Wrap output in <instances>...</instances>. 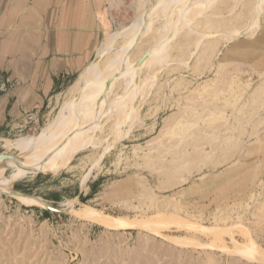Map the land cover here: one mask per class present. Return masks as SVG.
Wrapping results in <instances>:
<instances>
[{
  "label": "rangeland",
  "instance_id": "374dc122",
  "mask_svg": "<svg viewBox=\"0 0 264 264\" xmlns=\"http://www.w3.org/2000/svg\"><path fill=\"white\" fill-rule=\"evenodd\" d=\"M154 1L104 0L100 46L112 43L91 61L98 72L119 56L129 54L118 65L135 61L163 35L159 19L130 52L129 35L121 33ZM247 12L228 1H204L199 21L164 45L161 63L140 71L130 123L117 111L107 115L125 88L113 78L96 106L105 122L89 132V143L73 139L72 154L29 165L19 179L17 169L3 170L0 264H264L225 249L251 239L264 256V10L257 27L243 32ZM79 75L45 105L0 122L1 159L36 153L37 141L46 142L56 122L75 114L63 106ZM28 138L34 143L22 152L11 146ZM16 192L36 202L23 204ZM84 206L155 228L107 229L79 215Z\"/></svg>",
  "mask_w": 264,
  "mask_h": 264
},
{
  "label": "bare ground",
  "instance_id": "6f19581e",
  "mask_svg": "<svg viewBox=\"0 0 264 264\" xmlns=\"http://www.w3.org/2000/svg\"><path fill=\"white\" fill-rule=\"evenodd\" d=\"M204 1H206V0H155L148 7L147 11L145 12V14L143 15V17L140 20H138L136 23L134 22V24L132 26L130 25L131 26L130 28H126L125 30L123 29L124 31H122L121 33L124 36L129 35L130 40L126 46V49H128L131 46H133V44L137 40H139L140 37H142L143 35H145V33H147L149 31L153 22H155L159 19L160 20L162 19L165 23L163 25L162 31L159 30V31L163 32V35H162V33H161V35H159L160 41L158 39L156 43L149 46L148 49L143 51V53H141V55L135 61H133L131 63L130 62L128 63L126 61L125 64L118 65L119 64L118 63L119 58H122V60H124L125 57H127L129 55L128 54L129 52L127 53L128 54L127 56L124 55V57H121V56L117 57L114 61H112L111 65L109 66V68H107V70H105V72L104 71L98 72L97 60L90 62L85 67V69L81 72L77 81H74L75 83H74L73 87L72 88L69 87L71 89L68 90V94L70 96H73V97H72V99L67 101L63 106L64 108L68 107L69 110H72V111L74 110L75 114L72 113L71 116L69 115L68 119L62 118L58 122H56L55 125L48 130L49 136L47 139L45 138L46 142L45 141L41 142L40 139L37 141V142H40V144L37 145L38 150H35L36 153L34 152V149H33V153L31 151V154H27L29 156H25L26 157L25 159L23 158L24 157L23 155H22L23 157L20 156L18 158H13V159H11V158L10 159H7V158L6 159L5 158L0 159V176L6 167H9V168L12 167V168L18 170V172L16 171L15 173L18 174V176H16V177H18V179H19V174H22V173L24 174L25 171L29 169L28 168L29 165L35 164L37 162H44V161H48V160L50 161V158H52V157L60 158V155L65 153V151L67 152V150H69L68 145L71 146L70 143L72 144L73 139H75L76 142L84 140V142L89 143L91 141L90 140L91 136H89V134H90L89 132H91L93 134L95 131L101 130L102 126L105 122V119H103V116L105 114L104 115L101 114V116L96 114V110H98V108L96 106L99 103V99L102 98V96L106 95V93H108L109 87L111 86V79H113V78L123 79L125 88H123L124 93L122 95L119 94V98L121 96V101L112 103L110 109L107 112V115H110V114H112V112L117 111L119 114L120 113L124 114V121L125 122L122 121L123 124L126 122L130 123V121L132 120V114L134 111V103L132 101L138 95V93L140 92V88H141V86H140V88L138 87V77H139L140 71L144 68L146 69L147 67L152 66V64L161 63V60L164 58V54H165L164 50H162L164 45L167 44V42L170 43L171 39H173L174 36L176 38L177 35H179V32L181 31V29H183L184 27H188V25L194 21H199L198 12H199V9L201 8V6L203 5ZM220 1H225V2L228 1L231 4L232 9H235V7L241 5L242 10H243V8H247L250 10V12L249 13L247 12L246 14H250L251 17L248 20V22L246 21L247 22L246 27H245V29L242 30L243 32H245L246 30H250L254 27H257L258 20H259V14H261L264 10V0H220ZM248 18L249 17H247V19ZM219 27L220 26H218V29H219ZM233 32H234V30H233ZM157 33L159 34V32H157ZM236 33H238V32L236 31ZM231 34H232V31H231ZM238 34H240V33H238ZM200 35L202 37H204L202 34H200ZM223 36L225 37V35H223ZM207 37H204V38L209 39V35ZM111 43H112V41H106L100 47H98L96 59L100 58L101 54L106 52L107 49L110 48ZM124 44H125V42L122 44V47ZM169 45H171V43ZM136 46H137V43H136ZM133 47H135V46H133ZM168 47H170V46H168ZM133 49H135V48H133ZM131 50H132V48H130V52H131ZM125 52H126V50H125ZM131 54L132 53H130V55ZM121 55H123V54H121ZM131 56H133V55H131ZM130 58H132V57H130ZM128 60H131V59H128ZM164 61H165V59H164ZM100 69H101V67H100ZM152 77H155V76H152ZM143 82L140 84L142 85ZM150 83H152V82H150ZM87 84L90 85L88 96L86 98L85 97L82 98L83 97L82 90H83L84 86ZM143 90H144V88H143ZM135 91H136V93H134ZM141 93H144V91H142ZM140 96H142V95H140ZM79 97L82 98V104L80 105V107H78ZM143 97L144 96H142V98ZM119 98H117V99H119ZM117 99H115V100H117ZM125 100H126V103L123 105L122 103H123V101L125 102ZM113 117H115V116L113 115ZM116 118H117V116H116ZM122 122H121V124H122ZM87 136H89V137H87ZM20 140L19 141L16 140L18 142L17 143L14 142L15 144H13V145L11 144V146H13V148H15L21 152L24 151L26 148L31 147L30 145L32 143H34V141L30 143L31 140H29V138L23 139V140L20 139ZM8 143H5L4 147L8 148V145H7ZM11 146H10V149H11ZM73 147H74V144H73ZM76 147H78V146H76ZM73 149L71 151L69 150L71 154L73 153L72 152ZM30 150H32V149L30 148ZM75 151H76V149L74 150V152ZM29 153H30V151H29ZM62 157L64 158V155ZM12 176H13V173H12ZM1 180H0V183L2 181L4 183L7 182V181L5 182L4 179L2 181ZM11 180H14V177ZM1 185L3 187V184H1ZM4 187H8V186H4ZM15 197H17V200L23 204H30V203L36 202V200L34 198L25 197V196H22L21 194H16ZM84 207H83L84 208L83 211H81V209L79 210L80 211V212H78L79 215H82L84 217H88V218L94 220L96 223L98 222L101 226H103L107 229H116V228L118 229V228H127V227L142 228L143 227L145 229L147 228L149 230H153V228H155L154 224L151 221L146 222V221H142V220L140 221L139 220L138 222H135V223L131 222L130 223V221L124 220L122 218H112V217L106 218V216L97 215L98 213L97 214L95 212L93 213V212H91V210L88 207H86V206H84ZM99 214H101V213H99ZM107 217H109V216H107ZM211 230H214V229H211ZM216 235H218V234H216ZM173 242H175V244H180L181 240L175 239ZM225 249L230 254L235 255L237 257H240L246 261H250V262H252V261L259 262L260 261L261 262L262 260H264V256L261 254L258 247L254 244V242L251 241V239H250V241L247 240V242L245 244L235 246L232 249H228V248H225Z\"/></svg>",
  "mask_w": 264,
  "mask_h": 264
},
{
  "label": "crops",
  "instance_id": "0c3cea01",
  "mask_svg": "<svg viewBox=\"0 0 264 264\" xmlns=\"http://www.w3.org/2000/svg\"><path fill=\"white\" fill-rule=\"evenodd\" d=\"M103 2L0 0V122L45 105L93 60Z\"/></svg>",
  "mask_w": 264,
  "mask_h": 264
},
{
  "label": "water",
  "instance_id": "95a60500",
  "mask_svg": "<svg viewBox=\"0 0 264 264\" xmlns=\"http://www.w3.org/2000/svg\"><path fill=\"white\" fill-rule=\"evenodd\" d=\"M2 157H0V159H1ZM17 193V192H16ZM17 194H22V193H17ZM50 208V207H49Z\"/></svg>",
  "mask_w": 264,
  "mask_h": 264
}]
</instances>
